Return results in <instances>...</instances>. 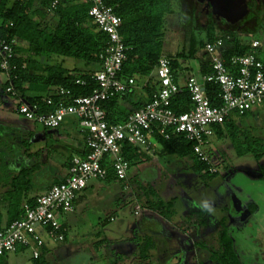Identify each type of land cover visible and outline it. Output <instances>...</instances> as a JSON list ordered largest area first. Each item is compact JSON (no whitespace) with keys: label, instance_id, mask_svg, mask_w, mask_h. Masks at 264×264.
<instances>
[{"label":"rangeland","instance_id":"374dc122","mask_svg":"<svg viewBox=\"0 0 264 264\" xmlns=\"http://www.w3.org/2000/svg\"><path fill=\"white\" fill-rule=\"evenodd\" d=\"M170 1L162 52L172 59L178 57L181 87H185L189 75L198 76L201 63L210 59L202 44L208 42V34L215 37L213 42L225 40L228 35L235 36V43L241 45L258 40L262 45L259 56L264 60V0L251 3L254 10L240 21L239 28L210 24L211 19L202 14L196 0ZM52 15L50 12L48 18L52 19ZM225 45L224 42L222 47ZM54 59L64 61L69 69L85 68L80 60ZM153 78L157 80L156 72ZM6 81V73L0 71V84ZM8 98L0 103V135L16 134L12 147L16 152L25 154L27 147L21 142L26 140L31 143L30 152L41 149L43 158L51 155L57 166L63 167L70 153V139L78 133V119L71 117L74 124L46 130L17 113V101ZM231 119L234 128L213 131L203 148L219 170L216 176L203 181L192 171L191 157L161 156L159 144L150 151L141 147L145 157L131 162L127 180L90 178L87 187L77 193L75 210L65 219L66 240L55 242L46 237L40 260L34 259L31 249H19L0 256V264H201V247L188 246L190 238L196 239L193 225L186 224L192 223L193 218L213 222L214 217L223 222V233L201 228L208 234L204 240L211 251L222 249L225 235L232 240L241 264H264V107L245 116L233 113ZM150 189L157 195H146ZM173 198L177 213L185 210L195 214L183 218L179 235L168 237L156 218L148 220L153 212H158L150 209L147 201ZM137 206L141 209L139 214L135 213ZM202 210L206 214H201ZM216 261L228 264L221 258Z\"/></svg>","mask_w":264,"mask_h":264},{"label":"built area","instance_id":"2783aa9c","mask_svg":"<svg viewBox=\"0 0 264 264\" xmlns=\"http://www.w3.org/2000/svg\"><path fill=\"white\" fill-rule=\"evenodd\" d=\"M87 2L93 22L108 36V44L99 56L101 69L92 76L97 86L90 95L73 97L70 103L64 99L55 103L49 97L45 104L54 109L48 112L27 102L14 84L19 69L14 61L17 56L15 42L0 38V69L6 73L9 82L5 92L17 101V113L49 130L58 129L65 120L76 117L86 151L85 156L72 157L65 180L38 196L35 205L25 203L24 214L19 219L7 225L0 224V256L26 248L31 249L37 259L47 244L46 237L55 242L64 241L66 228L62 216L74 212L77 193L87 187L90 178L105 180L112 168L117 179H128L131 165L123 153L128 145L150 151L157 143L156 135L169 139L172 135L183 134L195 144V153L210 166L209 171L219 172L203 150L208 137L213 134V127L223 124L233 113L243 115L264 107V60L257 51L261 42L253 40L248 54L226 60L219 53L225 42L220 38L205 46L210 55L211 72L188 76L185 87L179 84L180 75L172 69V60L161 56L154 70L158 84L152 99L134 110L126 121L110 123L103 103L122 96L138 84L134 76L123 74L127 47L120 33L121 17L106 0ZM56 4L57 1L53 2L52 8ZM153 73L142 79V86L150 83ZM76 83L86 85L87 81L78 78ZM183 88L190 93L191 108L177 113L172 108L173 99ZM216 90L218 94L214 99L219 101L218 104H214L210 95ZM69 94L70 91L64 88L57 92L62 98ZM107 160L110 168L105 165Z\"/></svg>","mask_w":264,"mask_h":264},{"label":"trees","instance_id":"16d2710c","mask_svg":"<svg viewBox=\"0 0 264 264\" xmlns=\"http://www.w3.org/2000/svg\"><path fill=\"white\" fill-rule=\"evenodd\" d=\"M55 1L57 4L52 8ZM106 3L112 6L122 19L120 33L127 47V61L123 67V74L134 76L139 85L144 77L154 72L159 58L163 56L166 16L171 10V1L106 0ZM89 10L90 4L87 0H0V38L15 42L17 56L14 61L19 66L16 72L17 79L14 80L15 87L22 98L31 104L39 105L43 112L54 109L45 104L49 97L53 98L55 103L62 99L70 103L73 97L90 95L97 86L92 76L101 69L99 56L108 44V36L93 22ZM50 12L53 13L52 19L48 18ZM207 37L208 42L215 41L212 34H208ZM233 37L225 36V42L230 45L222 53L226 60L235 55L248 54L251 51L250 44L235 43L236 38L232 40ZM208 42H202L204 47ZM54 57L83 61L86 68L69 69L64 66V61L54 62ZM177 58H170L172 69L176 72L180 69ZM23 65H25L24 69ZM209 72H211V67L202 69V73ZM78 78L86 80L87 84H77ZM8 84V81L0 84V103L9 96L5 92ZM157 84V80L152 77L150 83H147L140 91H137L138 87H136L122 96L104 102L102 106L107 120L110 123L126 121L134 110L140 109L152 99ZM61 88L69 90L70 94L63 98L57 95ZM217 94V90L210 93L214 104L219 103L214 99ZM172 108L177 113L190 110L191 96L187 89L183 88L174 97ZM72 123H75V120H72ZM221 127L231 130L234 128V123L229 118L223 124L214 126L213 131ZM29 132L32 134L34 131ZM17 138L16 134L12 133H6L5 136L0 135V186H9L0 194V205L6 207L8 222L19 219L24 214V208L21 207L24 194L26 195V192L36 186L40 175L44 172L49 173L50 166L49 157L51 155L43 159L41 149L30 152L31 143L26 140L21 142L22 146L27 147L25 154L21 151L16 152L12 147ZM155 141L161 146L158 151L161 156L191 157L193 161L191 169L203 181L219 174V172L209 171L210 166L202 162L195 153V144L189 142L183 134L172 135L169 139L156 135ZM123 153L130 165L132 161L145 157L144 152L136 146H126ZM85 155L84 150L80 156ZM70 162L71 158L66 163L68 167ZM105 165L110 168L108 160ZM112 178L116 176L110 168L105 180L110 181ZM57 183L59 181L55 182ZM145 194L157 195L153 189L145 191ZM175 201V198L169 201L149 199L147 206L169 220L177 212ZM35 202L36 198L31 197L25 203L33 206ZM2 212L0 207V215ZM224 236L222 239L224 251L219 258L228 264H241L232 246V240ZM42 256L43 253L36 260H40Z\"/></svg>","mask_w":264,"mask_h":264},{"label":"crops","instance_id":"0c3cea01","mask_svg":"<svg viewBox=\"0 0 264 264\" xmlns=\"http://www.w3.org/2000/svg\"><path fill=\"white\" fill-rule=\"evenodd\" d=\"M225 44L226 45L224 47H222V46L220 47L219 53L222 54L223 51L227 48L226 46H230L226 42H225ZM261 48H262V46L259 49H257L258 54H259V50ZM85 68L82 67L80 69H85ZM203 68H205V69L210 68V59L204 60L201 63L199 74L202 73V69ZM178 73H179V70H178ZM191 75H194V74H191ZM141 82H142V80H141ZM142 84H143V82H142ZM142 84H141L140 89H142L144 87V86H142ZM72 120H75V119L69 118L67 120V122H65V125H72V124H74V123L71 124V121ZM70 142H71L70 143L71 145H69L70 146L69 147L70 153L68 155V159L69 158L72 159V157L75 156V155H81V153L85 150L84 138L80 135L79 131H78V133L75 134V138L71 137ZM156 145L157 146L154 145L153 150H154V148H158V146H159L158 143H156ZM57 146H60V145H57ZM50 157H49V161H50L49 173L47 174V173L44 172L43 175H40L38 177V182L36 183V186L32 190H29L28 192H26V195L24 194V197H23V200H22V203H21V207L24 206V204H25V202L27 201L28 198H31V197L37 198L38 196L46 193L51 188V186L55 184L56 181L62 182L68 176L69 167H68V164H66V162L68 161V159H67V161H65L64 164L61 165L63 167H60L59 168L57 166L58 163L56 161L52 160V158H53L52 156H50ZM46 158L47 157H45L43 159H46ZM63 172H65V174ZM114 179L115 178H112V180H114ZM112 180H110V181H112ZM46 182H48L47 185H45ZM8 188H9L8 185H5V186L2 185V186H0V194L3 193L4 191H6ZM0 207H1V210L3 211L1 213V215H0V224L1 225H7L10 222H8L9 221L8 215L5 212L6 207L5 206H1V205H0ZM249 209H251L250 205H249ZM140 211H141L140 207L137 206L135 213L136 214H139ZM200 213L201 214H206L205 212H201V211H200ZM191 214L193 215L195 213H192V212L191 213H188L185 210L184 211H181L180 213L179 212L178 213L176 212L175 216H173L172 218H170L168 220L166 218L160 219L161 216L158 213L153 212L150 215L152 217H149L148 220H151V218L152 219L156 218L158 220L157 222L160 223L159 225H161L162 231L165 232L168 237L169 236H172V235H174V237H176L177 234L179 235V233H178L179 231H183L180 228V227H182L184 225L185 219H183V218H188ZM66 215H63L62 216V222L64 223V226H65L66 232H67V226H66V220H65L66 219ZM193 219H194V221L192 223L191 222H188V224H186V226L191 227L193 225L192 226L193 235L195 236L196 239L193 240V239L190 238V241L188 243V246H191L193 244L194 247H196V245H198L199 247H201L200 257L203 260V262L201 264H217L216 263L217 262L216 260H217V258H219V255H221L222 252H223V244H222V249L219 252H217V251H211L209 249V247L207 246L206 241L204 240L208 234H206L205 231H203L202 229L205 228V230H206V228L208 227L211 232H213L215 230H220L222 232L223 222H221L219 219H216V217L213 218L214 219L213 222H211V220H209V219H206V220H199V219H196V218H193ZM111 220H114V218H111ZM200 221H201V225L199 224ZM186 226H184V227H186ZM65 240H66V238H65ZM221 242H222V240H221ZM212 259H214V261H212Z\"/></svg>","mask_w":264,"mask_h":264},{"label":"water","instance_id":"95a60500","mask_svg":"<svg viewBox=\"0 0 264 264\" xmlns=\"http://www.w3.org/2000/svg\"><path fill=\"white\" fill-rule=\"evenodd\" d=\"M211 3L217 13L230 23H236L246 15L247 4L245 0H234L232 5L226 0H213Z\"/></svg>","mask_w":264,"mask_h":264},{"label":"flooded vegetation","instance_id":"af4514ba","mask_svg":"<svg viewBox=\"0 0 264 264\" xmlns=\"http://www.w3.org/2000/svg\"><path fill=\"white\" fill-rule=\"evenodd\" d=\"M211 1H213V0H202L201 2H200V0H196V2H198L201 6L202 14H204L207 18L211 19L210 24H212L214 26H216V25L219 26V24H220V25L227 26V27L237 25V27H238L240 21H242L245 17H247L252 12V10H254V7L251 5V3L253 1H256V3L258 4L262 0H245L246 4H247L246 15L243 17V19H241L240 21H238L236 23H230L223 16L219 15L217 13L215 7L212 5ZM226 1H228V3H231V5L234 2V0H226ZM237 29H235V30H237ZM235 38L236 37L234 36L232 39L234 40Z\"/></svg>","mask_w":264,"mask_h":264},{"label":"bare ground","instance_id":"6f19581e","mask_svg":"<svg viewBox=\"0 0 264 264\" xmlns=\"http://www.w3.org/2000/svg\"><path fill=\"white\" fill-rule=\"evenodd\" d=\"M228 2V1H227ZM233 4V3H232Z\"/></svg>","mask_w":264,"mask_h":264}]
</instances>
